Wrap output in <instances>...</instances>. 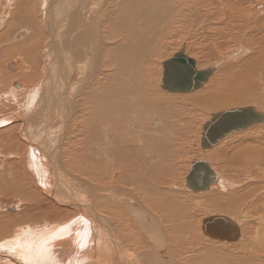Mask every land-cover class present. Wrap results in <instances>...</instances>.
<instances>
[{
    "label": "bare ground",
    "instance_id": "1",
    "mask_svg": "<svg viewBox=\"0 0 264 264\" xmlns=\"http://www.w3.org/2000/svg\"><path fill=\"white\" fill-rule=\"evenodd\" d=\"M223 22L227 33L219 32ZM191 26H209L218 41L236 44V59L254 46L260 54L216 76L220 63L202 69L188 55L209 51L204 43L184 41L177 43L184 53L158 64L166 42ZM213 48L210 57L220 56L219 44ZM181 54L211 76L190 93H171L163 88L164 63ZM256 99L264 100V0H0V167L4 157L10 167L0 194L25 207L49 200L62 216L53 223L47 215L1 217L0 241H8L0 244V264H264V140L254 144L249 135L230 154L222 151L226 174L207 162L214 177L203 189L186 181L188 193L211 189L204 201L184 198L177 176L192 139L214 156L234 134L264 128L205 146L215 114L252 108L264 116L250 104ZM12 136L20 145L14 152ZM24 157L29 176L14 167ZM207 209L219 213L202 220V230L210 219L227 218L239 238L199 236L201 224L191 220ZM16 247L23 252L8 260Z\"/></svg>",
    "mask_w": 264,
    "mask_h": 264
},
{
    "label": "rangeland",
    "instance_id": "2",
    "mask_svg": "<svg viewBox=\"0 0 264 264\" xmlns=\"http://www.w3.org/2000/svg\"><path fill=\"white\" fill-rule=\"evenodd\" d=\"M255 4H253V6H254ZM257 5V4H256ZM256 7V6H255ZM185 8V9H184ZM214 9V10H213ZM217 9H219V8H217ZM188 10H189V7H188V9H186V7H183V8H181V11H183L184 12V14H187L188 16H190V14H189V12H190V10H189V12H188ZM216 10V8H212L211 9V11L212 12H214ZM185 12H187V13H185ZM191 17V16H190ZM225 20V19H224ZM224 20H222V21H224ZM225 22H226V20H225ZM223 26H225L224 25V22H223V25L221 26L220 25V27H219V32L220 33H227L228 31H227V27H223ZM198 28L199 27H193V26H191V27H189V28H187V27H185V29L184 30H182L180 33L182 34H177V33H175L176 35V37H173V38H175L174 40H173V38L171 39L172 41L171 42H173V43H171V42H166V43H168V47H167V53H165V55H164V57L162 56V57H160V61L158 62V64L159 63H163L164 61H166V60H168L170 57H172L174 54H176V53H178L179 51H181V52H185L182 48H180V47H178V45H179V42L181 43H183L184 41L187 43V45L190 47V45H191V42H197V43H200L202 46H203V43H204V46H206L205 48H208V50L209 51H207V52H198V53H194L195 55L197 54V56H195V55H193V56H191V52L188 54L190 57H195V58H197V60H199V63L201 64V68L202 67H204V68H202V69H205V68H209V67H212V66H215V65H217L218 67L220 66V64H221V67H220V69H219V71L217 72V74H216V76L217 75H219V74H221L220 73V71L223 73L224 72V68H226L225 66H229V65H231L232 63L233 64H238V63H240L242 60H244V59H249V58H251V57H255L256 55L258 56L259 54H260V48L258 47V46H254L253 48H252V50H254L250 55H248V56H251V57H248V56H243L240 60H239V58L238 59H236L237 57H235L234 55V51H237V45L236 44H234L233 42H230V41H227L226 42V40H229V39H223L224 41H218V39H217V36H216V34H215V32H212V29H211V27L209 28V26H207V27H203V29L204 30H201V32H199L198 31ZM221 28V29H220ZM224 29V30H223ZM222 30V31H221ZM173 32V34L172 35H174V32L175 31H172ZM184 32H185V34H184ZM200 33H201V35L203 36V38H200ZM214 34V35H213ZM180 37H179V36ZM184 35V36H183ZM186 36V37H185ZM213 36H215V38L217 39V40H212L214 37ZM184 37V38H183ZM180 38L181 39H184V40H180ZM201 40H203V41H201ZM214 41V42H213ZM217 41V42H216ZM175 42H176V45H175ZM219 42H221V43H219ZM177 43H178V45H177ZM189 43V44H188ZM215 43H217V44H219V47H220V51H219V53H218V55H220V56H217V57H210V55L214 52V46H215ZM230 43V44H229ZM214 45V46H213ZM203 46V47H204ZM247 46H249V45H247ZM210 47H212V48H210ZM186 50V49H185ZM257 51H259V52H257ZM236 53V52H235ZM254 53H257V54H255L254 55ZM203 54H205V55H203ZM225 54V55H224ZM229 54V55H228ZM105 55V54H104ZM184 55H186V54H184ZM221 57V58H220ZM223 57V58H222ZM233 57V58H232ZM206 58V59H205ZM218 58V59H217ZM231 58V59H230ZM235 58V59H234ZM209 59V60H208ZM224 59V60H223ZM234 59V60H233ZM205 60V61H204ZM231 60V61H230ZM106 61V60H105ZM221 61H223V62H221ZM227 61V62H226ZM233 61H237V62H233ZM213 63V64H212ZM220 63V64H219ZM227 63H228V65H227ZM158 64H156V71H157V75L159 74V77H156L157 79L159 78V80L160 79H162V77H163V69H162V67L160 66V65H158ZM160 69H161V73H160ZM238 70V68H234L233 70L235 71V70ZM241 69V68H240ZM217 70H218V68H217ZM108 72H106V74H107ZM19 83V82H18ZM27 87H29V86H27ZM4 89H6V88H3L2 90H4ZM204 89V88H203ZM201 91H204V90H197V91H195L194 92V94H189V95H186V94H184V95H182V96H190V95H198V93L199 92H201ZM258 98V97H257ZM258 101H260V102H258ZM250 104H254V106H256L255 108H264V100H260V99H256V100H254L253 102H251ZM256 104V105H255ZM258 104H259V106H258ZM244 105H246V104H244ZM263 105V106H262ZM233 106H231V107H225V108H221V109H219V110H216V111H222L223 109L225 110V109H231ZM238 107V106H237ZM233 108H235V107H233ZM255 110V109H254ZM178 110H176V112H177ZM180 112H182V111H180ZM184 113V112H183ZM207 118H208V115H206V118H204L203 120L204 121H207ZM206 119V120H205ZM186 120H188V118L186 119ZM200 123H202L201 121H200ZM202 125V124H201ZM11 125H9V126H7V127H5V129H9V128H11L10 127ZM74 127H77V126H74V125H72L71 126V128H74ZM200 129V131H202V127H195V130L196 131H198ZM2 131L4 130V129H1ZM0 130V133H2V131ZM251 132V133H250ZM264 128H260V127H256V128H254V129H252V130H250V131H247V132H244V133H241L240 135H238L237 137L235 136V134L233 135V138H230V137H228V138H230L229 140H226V144H221L220 146H218V147H220V148H216V149H219V151H218V153L216 154V155H214L213 156V153H211L210 151H209V153L207 152V155L205 154L206 152H204V150H203V145L201 144H199L200 146H201V148H200V146L198 145V142H196V138H194V139H192L193 140V143H191L190 145H187L186 147V149L188 150H184V153H182L181 152V154H180V159H179V165H180V167H179V170H178V179L180 180V184L181 185H179L180 186V188L181 189H183L181 192L183 193L182 195H184L183 197L184 198H190V199H195L196 198V201L198 202V201H204V197H206L208 194V191H209V193H210V191H211V189H209V190H207V192L206 191H204V192H199V193H196L195 192V194L193 193V191H191L190 190V194L188 193V191H187V188H188V185H187V175H188V171H189V169L191 170V166H192V163H194V162H197V161H200V160H205L206 162H210L211 163V166H212V169H213V171L214 172H218V171H220V172H222L223 171V174H226L225 172V170L222 168V171L220 170V167H219V165H218V158L219 157H221L222 159H223V155L222 156H220V154L222 153V151L224 152L225 151V149H226V154H224V156L225 155H227V154H230V152H231V148L229 149V150H227L228 149V147L230 146V145H237V144H240V143H245L246 144V142H248V140H246L247 138H245V137H247V136H249L250 135V137H252V139H251V141H253V143L255 142V143H257L258 142V140L259 139H261L262 141L264 140ZM197 133H200V132H197ZM237 135V134H236ZM246 135V136H245ZM258 135H259V137L260 138H258ZM261 135H263V136H261ZM3 136V135H2ZM5 136V135H4ZM13 137V136H12ZM14 139L12 140L13 141V146L14 147H12V152H14V151H16V147H18L19 148V144H17L16 142H18V139H15V137H13ZM235 138V139H234ZM239 138V139H238ZM236 140V141H234V140ZM245 139V140H244ZM239 140H242L241 142L239 141ZM250 141V140H249ZM16 143V144H15ZM228 143V144H227ZM253 143H251V144H253ZM254 143V144H255ZM225 147H227V148H225ZM224 148V149H223ZM20 149V148H19ZM190 150V151H189ZM191 150H192V152H191ZM203 150V151H202ZM20 151V150H19ZM189 154H188V153ZM185 154H187L186 156H184ZM211 154V155H210ZM182 155V156H181ZM1 157H4V156H1ZM208 157H209V159H208ZM215 157V158H214ZM8 159V158H7ZM7 159H5V157L4 158H2V160L4 161V164H3V166H1L0 167V170H1V172H0V177H3V178H0V182H3L4 180H5V178H6V176H8L7 175V173L9 174V165L7 166V162H6V160ZM20 159V158H19ZM19 159H16L15 160V164H14V167H17L19 164H21V165H19L20 167L17 169V173L18 174H21V175H27V176H29L30 175V172L28 173V169L26 170V168H28L27 167V163H28V161H29V159H27V158H22V162H18V160ZM25 160V162H24V160ZM214 159V160H213ZM14 159H12L11 161H13ZM27 160V161H26ZM207 160H209V161H207ZM213 161V162H212ZM16 162H18V164L16 163ZM27 162V163H26ZM13 163V162H12ZM24 163H25V165H24ZM210 165V164H209ZM7 167L8 168V170H7V168H4V167ZM24 168H25V170H26V172H25V170H24ZM5 169V170H4ZM215 169V170H214ZM2 170H3V172H2ZM7 170V171H6ZM22 170H24V171H22ZM7 172V173H6ZM21 172H23V173H21ZM4 173L6 174V175H4ZM17 173H16V175H17ZM1 174H2V176H1ZM169 178H171L172 179V177H169ZM173 178H174V176H173ZM243 178V177H242ZM171 179H168V180H171ZM18 183V184H17ZM17 183H15V184H13L14 186L16 185L17 187H22V190L24 189V190H27L28 191V187L29 186H27V184L26 185H22L23 183L21 182V183H19V181L17 182ZM216 183V182H215ZM214 183V184H215ZM183 184V185H182ZM187 185V186H186ZM15 186V187H16ZM179 188V187H178ZM32 186L30 185V192L31 193H33L32 191H35V189H32ZM186 192H185V191ZM206 192V193H205ZM35 193V192H34ZM33 193V194H34ZM188 193V194H187ZM193 193V194H192ZM201 193V194H200ZM5 194V193H4ZM1 195L0 194V218L1 217H3V218H12V217H15L16 215H20V214H23V216H25V214L26 215H29V216H34L33 218H34V220L36 221V220H38V219H40V220H42V219H45V218H47V216H48V218H49V220H46L48 223H53L56 219H57V217H59L61 214H59L58 212H54V210H52L51 208H52V205H49V203H50V201L48 200V201H46V200H43V201H41L40 202V204H38L37 205V203H35V204H32L31 202H29L28 203V205L25 207V206H22L20 203H17L18 201H17V198H12V197H10V196H7V194L6 195ZM187 197H186V196ZM189 195V196H188ZM206 195V196H205ZM4 196V197H3ZM6 196V197H5ZM192 197V198H191ZM34 199H36V197L34 196ZM36 201V200H35ZM44 203V204H43ZM46 204V205H45ZM35 205V206H34ZM23 207V208H22ZM35 207H39V208H35ZM15 209V211H12V209ZM18 208V209H17ZM22 208V209H21ZM24 208H26L25 209V211H24ZM29 208V209H28ZM28 209V210H27ZM48 209V210H47ZM49 209H51V210H49ZM43 210V211H42ZM19 211V212H18ZM22 211V212H21ZM49 211V212H48ZM16 212H18V213H16ZM30 212L31 213H33V214H30ZM35 212H37L36 214H35ZM52 212V214H49V213H51ZM199 212H201V213H199V215H196L195 216V218H193V220H191V221H193V223H194V221H195V225H197L198 226V224L200 223L201 224V222H202V220L204 221V219H207V217H211L212 215H216V214H218L219 212H215V211H210V214L209 213H207V212H209L208 211V209L206 210V211H203V210H201V211H199ZM54 213H56V215H58V216H56L55 215V217H54ZM12 214V215H11ZM35 214V215H34ZM49 214V215H48ZM65 213H63V215H64ZM11 215V216H10ZM44 215V216H43ZM45 215H47V216H45ZM53 215V216H52ZM66 215V214H65ZM226 215V214H225ZM5 216V217H4ZM42 218H41V217ZM228 216V215H227ZM22 217V216H21ZM26 217V216H25ZM36 217V218H35ZM45 217V218H44ZM59 218H62V216L61 217H59ZM53 221H52V220ZM31 221V220H30ZM30 221H28V223H32V221L30 222ZM35 221H33V222H35ZM51 221V222H50ZM58 221H61V220H56V222H58ZM40 222V221H39ZM27 223V222H26ZM39 224V223H38ZM199 224V225H200ZM201 227V228H200ZM200 227H197L198 229H197V231L196 232H198L199 233V236H202L203 238H205V234H204V232H203V230H202V224L200 225ZM63 228V226H60L59 227V229H62ZM201 237V238H202ZM9 238V236L6 238V239H8ZM9 240H11V239H9ZM8 241V240H7ZM6 240H1L0 241V244H4V245H6V242H7ZM204 242H205V240H203ZM207 243V242H206ZM213 244L214 245H216L217 247H219V246H222V245H224L223 243H222V245H219V244H221V242L219 243V242H213ZM228 244V243H227ZM5 249H7L6 247H5ZM19 252H23V250L21 249V248H18L17 249V247L15 248V251H14V253H12L11 255H7V259L8 260H10V261H14L15 260V258H14V256H15V254H17V255H19ZM1 254H3V255H5L4 253H2V249L0 248V255ZM18 257V256H17ZM7 260V261H8Z\"/></svg>",
    "mask_w": 264,
    "mask_h": 264
},
{
    "label": "water",
    "instance_id": "3",
    "mask_svg": "<svg viewBox=\"0 0 264 264\" xmlns=\"http://www.w3.org/2000/svg\"><path fill=\"white\" fill-rule=\"evenodd\" d=\"M181 55H177L164 63L163 88L171 93H190L200 88L211 76L210 69L198 74L192 60ZM263 122L264 116L252 108L233 109L217 113L209 122L206 133H204L205 146L212 148L230 134ZM211 176L213 179L214 172L210 165L205 160H200L192 164L187 180L193 189L198 190L199 188L203 189L209 183ZM203 231L206 236L226 241H235L240 235L236 226L227 218L222 217L204 222Z\"/></svg>",
    "mask_w": 264,
    "mask_h": 264
}]
</instances>
